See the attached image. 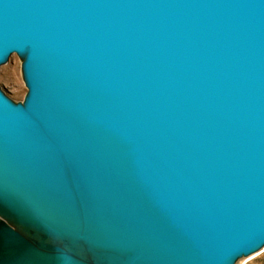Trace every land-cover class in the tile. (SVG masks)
<instances>
[{
  "label": "water",
  "instance_id": "obj_1",
  "mask_svg": "<svg viewBox=\"0 0 264 264\" xmlns=\"http://www.w3.org/2000/svg\"><path fill=\"white\" fill-rule=\"evenodd\" d=\"M13 52L28 92L0 89V264L261 250L264 0H0Z\"/></svg>",
  "mask_w": 264,
  "mask_h": 264
},
{
  "label": "rangeland",
  "instance_id": "obj_2",
  "mask_svg": "<svg viewBox=\"0 0 264 264\" xmlns=\"http://www.w3.org/2000/svg\"><path fill=\"white\" fill-rule=\"evenodd\" d=\"M23 60V56L13 52L0 63V89L16 103L23 102L28 92L23 74ZM246 257L241 258V261L243 260L241 264H264V251L249 260Z\"/></svg>",
  "mask_w": 264,
  "mask_h": 264
},
{
  "label": "bare ground",
  "instance_id": "obj_3",
  "mask_svg": "<svg viewBox=\"0 0 264 264\" xmlns=\"http://www.w3.org/2000/svg\"><path fill=\"white\" fill-rule=\"evenodd\" d=\"M262 251H264V245L262 246V248H261V250H259V251H257V252H254V253H252V254H249V255H247V257L246 256H244V257H246V258H248V260L250 259V258H252V257H254V256H256V255H258L259 253H261ZM78 254H82L81 252H79L78 251ZM242 258V257H241ZM241 258H239L238 259V261H236V262H238V264H241L242 263V261H241ZM246 262V261H245ZM237 264V263H236Z\"/></svg>",
  "mask_w": 264,
  "mask_h": 264
}]
</instances>
